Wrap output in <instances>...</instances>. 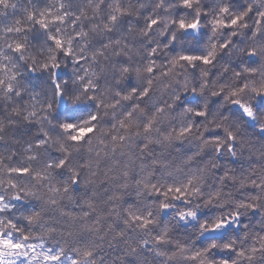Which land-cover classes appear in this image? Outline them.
<instances>
[{
  "label": "clouds",
  "instance_id": "9594fccd",
  "mask_svg": "<svg viewBox=\"0 0 264 264\" xmlns=\"http://www.w3.org/2000/svg\"><path fill=\"white\" fill-rule=\"evenodd\" d=\"M0 264H264V0H0Z\"/></svg>",
  "mask_w": 264,
  "mask_h": 264
},
{
  "label": "snow or ice",
  "instance_id": "6c2138e0",
  "mask_svg": "<svg viewBox=\"0 0 264 264\" xmlns=\"http://www.w3.org/2000/svg\"><path fill=\"white\" fill-rule=\"evenodd\" d=\"M182 27H183V25H181ZM195 25H193V27H194ZM185 59H192L191 57H185ZM245 111H248L247 109H245ZM250 114V113H249Z\"/></svg>",
  "mask_w": 264,
  "mask_h": 264
}]
</instances>
